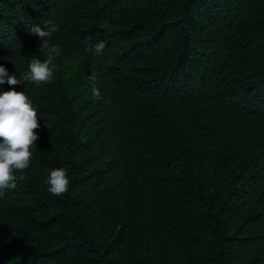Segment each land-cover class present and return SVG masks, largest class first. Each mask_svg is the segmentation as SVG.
Listing matches in <instances>:
<instances>
[{
    "label": "trees",
    "instance_id": "trees-1",
    "mask_svg": "<svg viewBox=\"0 0 264 264\" xmlns=\"http://www.w3.org/2000/svg\"><path fill=\"white\" fill-rule=\"evenodd\" d=\"M46 21L61 54L15 86L40 128L0 197V264H264V0H0L10 74L46 58ZM82 58L104 92L73 103Z\"/></svg>",
    "mask_w": 264,
    "mask_h": 264
},
{
    "label": "clouds",
    "instance_id": "clouds-1",
    "mask_svg": "<svg viewBox=\"0 0 264 264\" xmlns=\"http://www.w3.org/2000/svg\"><path fill=\"white\" fill-rule=\"evenodd\" d=\"M108 27L107 22L101 25L105 30ZM59 30L51 21H46L43 26L31 27L30 33L41 41L38 52L43 53L46 58L31 59L26 77L18 78L15 73L10 74L8 69L0 64V85L6 83L10 86V90L0 91V197L4 196L6 190H15L17 181L24 178L17 173H23L29 168L33 158L32 149L36 148L39 139L36 131L40 128L39 113L26 92L16 91L15 86L22 85L25 80L37 86L52 81L57 70L55 60L61 53L59 45L50 44L49 39ZM94 48L96 53H101L105 44L99 42ZM91 79L95 80V77ZM92 96L94 99L101 98L100 89L95 85L92 87ZM46 183L50 194L64 195L71 183L68 169L66 167L50 169Z\"/></svg>",
    "mask_w": 264,
    "mask_h": 264
},
{
    "label": "rangeland",
    "instance_id": "rangeland-1",
    "mask_svg": "<svg viewBox=\"0 0 264 264\" xmlns=\"http://www.w3.org/2000/svg\"><path fill=\"white\" fill-rule=\"evenodd\" d=\"M97 73V68L94 67V64L90 62L87 58H82L78 63L75 64L72 70V79L69 82L68 88V97H73V103L78 102L83 97H92V87L95 85L100 89L101 97L104 92V86L102 82L96 80V82L90 81L91 76H94ZM42 95L45 97L44 92ZM94 99V98H93ZM95 101L99 99H94Z\"/></svg>",
    "mask_w": 264,
    "mask_h": 264
}]
</instances>
